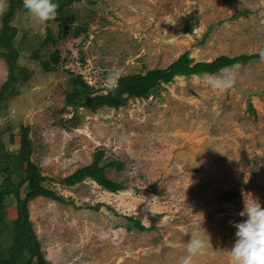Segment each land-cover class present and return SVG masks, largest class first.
I'll return each instance as SVG.
<instances>
[{
	"label": "rangeland",
	"instance_id": "1",
	"mask_svg": "<svg viewBox=\"0 0 264 264\" xmlns=\"http://www.w3.org/2000/svg\"><path fill=\"white\" fill-rule=\"evenodd\" d=\"M7 2L0 0V25ZM71 10L80 19L70 24L86 20L87 30L44 47L45 27L55 34V22L16 14L18 64L31 73L0 111L6 134L22 122L29 126L30 157L50 175L42 183L64 199L28 202L44 258L49 264H180L192 234L206 248L191 264H233L234 223L246 218L238 212L252 198L264 207V60L176 75L148 98L118 108L79 107L70 128L52 124V112L64 103L70 73L100 92L120 75L165 67L184 51L194 61L258 52L264 0H74ZM54 47L60 59L46 72L33 54L37 49L46 58ZM221 71L234 75L230 88L206 82ZM6 76L0 56V84ZM98 148L102 162L123 163L105 169L123 188L108 191L88 177L70 186L56 182L89 163ZM6 213L15 217L14 205Z\"/></svg>",
	"mask_w": 264,
	"mask_h": 264
},
{
	"label": "trees",
	"instance_id": "2",
	"mask_svg": "<svg viewBox=\"0 0 264 264\" xmlns=\"http://www.w3.org/2000/svg\"><path fill=\"white\" fill-rule=\"evenodd\" d=\"M74 0H56L58 7L53 21L57 30L54 34L46 25L45 34L41 39L42 47L55 46L58 40L71 34L78 37L85 32L89 22L72 25L70 22L80 19L79 14L72 13L71 4ZM92 2V0H86ZM25 11L22 0H8L1 17L0 25V56L7 66V76L0 84V111L6 106L11 97L19 93V87L29 78L31 70L18 64L20 46L15 43L17 26L12 23L18 12ZM72 26V27H71ZM206 35V33H205ZM22 41V40H20ZM44 71L56 69L60 59V50L56 47L49 52L46 58H41L36 49L33 54ZM254 58H260L258 52L241 53L233 56L221 54L209 61H194L184 51L165 67H153L145 72H132L120 75L116 78L114 86H106L103 91L97 89L84 80L81 74H71L68 88L64 89V103L52 112L55 118L51 123L62 128H70L79 119L76 110L85 107L95 111L101 106L118 108L127 104L129 99L148 98L154 94L162 84L169 83L176 75H193L201 73L214 74L221 68L236 64H243ZM63 113L68 117L61 116ZM0 128V264H49L41 251L40 242L33 230L29 218L28 202L37 196L48 197L64 202L61 195L45 186L42 182L49 177L41 174L39 166L31 159L32 145L29 138V126L19 124L18 132ZM18 143L17 148H11L5 142ZM104 150L98 148L93 154L92 160L77 167L70 174L57 178L56 182L70 186L82 181L84 178L95 181L108 191H116L123 188L120 181L110 179L105 174V169L115 167L120 170L123 163L114 159L102 162ZM55 180V179H54ZM21 191V196H16ZM14 205L16 216L7 217L6 207ZM99 204H96L97 208ZM138 229L148 228L139 220L128 217ZM150 227V226H149Z\"/></svg>",
	"mask_w": 264,
	"mask_h": 264
},
{
	"label": "clouds",
	"instance_id": "3",
	"mask_svg": "<svg viewBox=\"0 0 264 264\" xmlns=\"http://www.w3.org/2000/svg\"><path fill=\"white\" fill-rule=\"evenodd\" d=\"M22 4L24 10L41 23L57 15L56 0H22ZM258 55L264 60V46L259 48ZM112 75L113 73H109V80ZM206 82L213 88L227 89L233 85L234 75L231 72L221 71L216 77H208ZM110 86L114 85L110 84ZM238 215L246 218L234 223L235 240L229 247L233 264H264V207H261L256 198L245 200ZM184 248L186 255L181 259L180 264H191L192 258L202 253L206 244L201 237L191 234Z\"/></svg>",
	"mask_w": 264,
	"mask_h": 264
},
{
	"label": "water",
	"instance_id": "4",
	"mask_svg": "<svg viewBox=\"0 0 264 264\" xmlns=\"http://www.w3.org/2000/svg\"><path fill=\"white\" fill-rule=\"evenodd\" d=\"M41 174L44 176V174H45V173L41 171ZM47 176H50V175H49V174H47Z\"/></svg>",
	"mask_w": 264,
	"mask_h": 264
}]
</instances>
